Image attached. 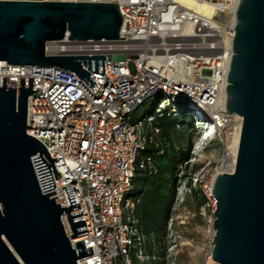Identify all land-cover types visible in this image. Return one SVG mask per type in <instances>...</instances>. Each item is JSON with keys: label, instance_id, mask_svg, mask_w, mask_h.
I'll return each mask as SVG.
<instances>
[{"label": "built area", "instance_id": "1", "mask_svg": "<svg viewBox=\"0 0 264 264\" xmlns=\"http://www.w3.org/2000/svg\"><path fill=\"white\" fill-rule=\"evenodd\" d=\"M118 3L123 17L117 39L49 41L48 54L105 55L104 77L93 92L74 72L57 66L14 65L0 60L7 84L19 87V77H33L27 97L26 132L47 149L60 177L50 169L54 188L43 191L33 158L31 165L43 193L55 190L59 205L69 202L63 185L69 184L75 202L69 214L81 211L88 232L72 234L67 213L60 215L71 246L83 239L91 254L77 264H134L149 258L142 251L144 235L139 228L132 194L136 169L157 170L156 157L169 146L162 126L166 117L177 118L173 129L188 122L197 136L210 142L228 133L242 117L225 109L226 75L232 55L235 13L239 0H57ZM123 37V38H120ZM144 105L143 114L133 117ZM186 118L185 120H182ZM212 126L208 132V127ZM152 148V153H146ZM201 149L206 147L200 146ZM237 149V147H236ZM183 163H179L176 169ZM230 163L214 169L194 170L190 185L183 184L174 215L163 235L170 248L180 237L176 226L187 215L179 194L192 192L197 183L204 207L214 212L211 192L218 173L232 172ZM179 177H181L179 175ZM203 207V209H204ZM149 240H153L150 238Z\"/></svg>", "mask_w": 264, "mask_h": 264}, {"label": "water", "instance_id": "2", "mask_svg": "<svg viewBox=\"0 0 264 264\" xmlns=\"http://www.w3.org/2000/svg\"><path fill=\"white\" fill-rule=\"evenodd\" d=\"M118 3L57 0H0V60L14 65L57 66L74 71L95 92L104 77L105 55L48 54L46 43L61 40L117 39L123 17ZM123 38V37H120ZM232 55L226 75L225 109L242 117L232 172L216 174L211 192L212 264H264V0H239ZM33 77H19V87L0 85V264H77L93 253L83 239L88 232L81 211L69 214L75 202L63 185L69 205H59L50 172L60 177L46 147L27 134V97ZM67 213L72 234L60 219Z\"/></svg>", "mask_w": 264, "mask_h": 264}, {"label": "rangeland", "instance_id": "3", "mask_svg": "<svg viewBox=\"0 0 264 264\" xmlns=\"http://www.w3.org/2000/svg\"><path fill=\"white\" fill-rule=\"evenodd\" d=\"M144 105L138 108L133 113V117H140L143 114ZM171 118V117H170ZM167 118V122H172V119ZM169 120V121H168ZM182 120L186 121V118ZM170 124V123H169ZM171 125V124H170ZM232 127L228 133H223L220 136H216L210 142H204L202 137L197 136V133L193 131L192 126L187 122L185 127L181 130H175L172 127L164 128V134L166 139L170 140V144L174 147H180L184 149L188 163L183 167L180 166L173 171L172 178L176 176H181L175 181H170L168 184L169 190L175 188V202L178 198V192H181L183 184H187L189 179L192 177L194 169L198 170L200 168L214 169L216 166H225L228 162H221V158L225 152H233V148L230 145V136L232 132ZM200 146L206 147L201 149ZM198 147V148H197ZM176 149V148H174ZM159 171L163 179H168L170 165L168 160L163 158H158ZM168 164V166H166ZM191 166H194L193 168ZM175 173V174H174ZM146 178V173L143 169H136L134 176L135 187L141 189L144 187ZM172 180V179H171ZM192 182V179H191ZM171 183V184H170ZM176 183V187H174ZM188 185V184H187ZM196 191L184 192L179 194L182 198L181 208L187 215V220L184 225L176 226L177 234L180 237L176 238V242L172 244L170 248L164 245L162 242H157L149 240L154 237L155 233L152 235L146 234L144 231V242L142 243V250L146 247L149 256L145 261L135 262L134 264H205L209 256L211 255V250L213 247V236L214 227L213 219L214 215L211 207L203 206L205 203L204 194L201 191L199 183L196 184ZM167 190H164L166 193ZM174 198V193H173ZM172 198V200H173ZM175 202L172 205L171 216L174 215ZM172 204V202H171ZM204 207V209H203ZM150 237L148 239V237Z\"/></svg>", "mask_w": 264, "mask_h": 264}, {"label": "trees", "instance_id": "4", "mask_svg": "<svg viewBox=\"0 0 264 264\" xmlns=\"http://www.w3.org/2000/svg\"><path fill=\"white\" fill-rule=\"evenodd\" d=\"M167 118L170 117L165 116V120L162 123L163 129L169 126L173 128L172 123L175 119H177L171 117L170 119H172V122H167ZM182 148L176 146L174 147L170 144L169 140V146L165 153L161 156L156 157V162L158 158L163 157L168 160V164L170 165L168 179H163L162 175L158 173L159 163L157 162V170L155 172H145L146 178L144 187H142L141 189L135 187L134 178L132 180V194L135 199H139V203L137 205L135 213L138 219L140 231L142 234H144L145 232L148 235H152L153 233H155L154 237L151 238H153L154 241H160L161 243L163 242V235L165 233L167 223L171 218L172 205L175 202V188L169 190L168 184L170 181L175 180L177 183V179L179 178V176L175 175L172 178L173 171H175L177 164L186 162L185 166L188 165V160H185L187 159V155H185L184 149ZM145 152L152 153L153 149L146 148ZM168 164L166 166H168ZM191 167L193 168L194 166ZM176 183H174V187H176ZM187 184H191V178L189 179V182ZM164 190H167V192L164 193ZM192 191H196V189H192ZM149 238L150 237H148V239ZM142 251L144 254H148L146 247H144Z\"/></svg>", "mask_w": 264, "mask_h": 264}, {"label": "bare ground", "instance_id": "5", "mask_svg": "<svg viewBox=\"0 0 264 264\" xmlns=\"http://www.w3.org/2000/svg\"><path fill=\"white\" fill-rule=\"evenodd\" d=\"M49 42L46 43V46L48 47ZM232 132L230 136V145L233 148V152H225L222 156V158L220 159L222 163L224 162H228V164L230 163L231 165L236 163V157H237V149H238V144H239V139H240V133H241V129H240V120L236 123H234L232 125ZM208 132L204 135L207 136V134L211 131L210 129H212V126L208 127ZM207 142V141H206ZM237 147V149H236ZM198 148V147H197ZM213 260L211 258V255L209 256V258L207 259L205 264H212Z\"/></svg>", "mask_w": 264, "mask_h": 264}]
</instances>
